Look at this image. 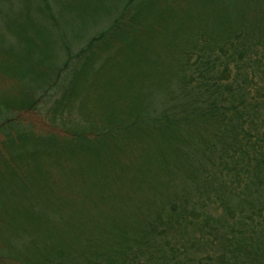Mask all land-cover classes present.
<instances>
[{
  "label": "trees",
  "instance_id": "trees-1",
  "mask_svg": "<svg viewBox=\"0 0 264 264\" xmlns=\"http://www.w3.org/2000/svg\"><path fill=\"white\" fill-rule=\"evenodd\" d=\"M30 1L16 0L21 8L8 13L0 0V36L31 41L38 28L22 21ZM33 1L52 17L47 0ZM176 2L203 4L212 21L169 36L147 56L149 37L160 35L150 24ZM12 45L1 50V75L14 73L0 79L4 88L24 74L25 56ZM83 55L79 90L103 78L131 87L121 109L106 105L116 114L97 112L96 127L69 136L58 120L43 125L40 136L72 148L65 166L36 149L40 139L6 133L0 141V264H264V0H127L66 62ZM4 88L0 108H36V94L11 105ZM16 120H0V129ZM27 137L36 146L24 151ZM96 143L105 154L91 157L83 146ZM74 162L83 168L74 172ZM54 166L79 182L53 179ZM84 168L96 171L94 184ZM102 187L117 188L105 205Z\"/></svg>",
  "mask_w": 264,
  "mask_h": 264
},
{
  "label": "rangeland",
  "instance_id": "rangeland-1",
  "mask_svg": "<svg viewBox=\"0 0 264 264\" xmlns=\"http://www.w3.org/2000/svg\"><path fill=\"white\" fill-rule=\"evenodd\" d=\"M126 1L127 0H47L52 12L51 18L45 17L40 12V9L43 8L41 3L33 0L30 1L32 8L29 15H27L28 17L25 16L22 21L34 28H38L37 32L33 34V37H30L31 41L27 42L26 36L22 37V41H19L11 34H8L10 37L6 36L5 39L3 36H0L2 41L5 40L4 44L0 45V60L4 58L8 59L2 56L1 50L9 49L11 46L14 47L12 44L19 45L17 47L18 49L16 48L15 50L16 54L21 53L22 56H25V58L21 57L22 60H25V64L19 70L20 73L24 72V74L20 75L22 81H18V75L16 74L15 76L17 78H11L9 83L7 81L5 82V88L2 86H0V88H4V93L11 105H19L20 103L25 104L36 94V99L34 98L37 101L36 108L31 111H29V108V110H15L9 113V110L5 109L2 103V107L0 108V120L13 121L16 120V118L19 119L18 121L16 120L17 125L15 127L9 125L8 129H0V141L3 140L7 142L6 133L14 135L12 137L13 141H16L20 134L40 139L36 143V149H39L45 154H54L49 158H54L53 160L57 161L60 160L63 166H65L68 163L66 159L69 158V151H71L72 148L69 147V143L67 144L63 138H53L48 141L44 136H40L41 133L44 134L48 129L43 127V125L45 123V125H47V123L50 125L49 121L58 120L57 123L59 125L64 123L70 131L72 130L69 134V136H71L73 131L81 133V131L96 127L98 125V116L100 115L97 114L98 111L106 117V115L116 114L117 110L122 108L121 104L125 101L123 95L130 89V83H128V85L117 84L116 88H112L110 86V81L108 80L105 82V78H103V83L99 84V86L96 85V87L91 88V90L88 87L79 90L80 87H76L73 84V80L83 69L87 56L83 55L79 59L74 58L69 60V62H66V60L68 53L75 55L90 39L107 30L112 24V21L119 15ZM5 3H8V5L6 4L5 6V11L7 10L8 13H12V11L18 12L22 6L21 2H16V0H6ZM138 6L139 5H137V8ZM209 9L210 8L200 3H194L192 5L186 2H176L173 3L168 10L164 8V10L159 11L160 15L155 17L153 20L154 22H152L150 26L158 29L160 35L152 36L153 38L151 39L149 37L147 48L150 46L151 48L147 50V56H149L150 50L153 53L156 51L158 43L160 44L159 47H157L156 53H160L162 47L160 45H164L169 36L183 32L188 29V27L192 29L197 27V25H208L209 21H212L213 18ZM153 53L150 55L151 58H157L159 54L153 55ZM101 62V59L97 60L94 68ZM5 65L6 64L2 65L1 71ZM63 66H65L64 69H62ZM89 70L91 72L94 71L92 69ZM1 71L0 79H4V81L5 78L9 79V75L14 74L13 71L8 73V71L4 69V78L3 75H1ZM46 85H49V89L47 90H45L47 88ZM100 85L102 86L100 87ZM42 90H44L45 93H43V96L40 98ZM109 91L113 95L111 100L110 98L107 99L104 97V92ZM0 92H2L1 89ZM155 102H157V99H155ZM107 104L109 107H113L117 110L108 111V108H106ZM2 112L6 113L5 116L1 115L3 114ZM29 126H32L38 133H31V130L28 128ZM23 139L25 141H20V149L24 150L22 147L25 144L26 149L24 151L34 149L36 145L29 142V137ZM91 143L93 142H89L88 144ZM83 149L91 157H93L94 154L99 157L105 154L101 152L99 143H96V147L94 148L91 145H87V147L84 145ZM106 163L108 164V159L105 161V164ZM74 164L75 166L71 169L75 170L74 172H76V169L77 171L82 169L84 165L83 162H74ZM86 164L87 167L90 165V163ZM102 169L103 163L98 165L97 171L100 172ZM46 170H48V167ZM50 171L52 178L55 177V179L65 182L69 186L70 183L77 184L79 182L73 179L80 176L77 173H72L69 176V173L64 169H60L58 166L51 167ZM83 171L87 173L89 180L85 177L82 178H85L89 185H92V183L94 184L93 180L97 175V173L94 172L96 171H88L85 168ZM102 188L103 189H98V192L101 194L100 200L102 201L100 204L105 205L107 202L105 196H108V193L113 194L117 191V188L114 187L112 190L111 188Z\"/></svg>",
  "mask_w": 264,
  "mask_h": 264
}]
</instances>
